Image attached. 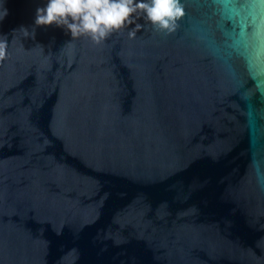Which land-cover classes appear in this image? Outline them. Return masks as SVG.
<instances>
[{
	"label": "water",
	"instance_id": "1",
	"mask_svg": "<svg viewBox=\"0 0 264 264\" xmlns=\"http://www.w3.org/2000/svg\"><path fill=\"white\" fill-rule=\"evenodd\" d=\"M47 2L0 0V264H264V0L100 44Z\"/></svg>",
	"mask_w": 264,
	"mask_h": 264
},
{
	"label": "clouds",
	"instance_id": "2",
	"mask_svg": "<svg viewBox=\"0 0 264 264\" xmlns=\"http://www.w3.org/2000/svg\"><path fill=\"white\" fill-rule=\"evenodd\" d=\"M139 12L154 28L169 33L186 15L181 0H48L45 7L36 9L34 23L38 27L55 25L66 29L72 39L87 36L100 44L112 33L133 24ZM7 15L8 9L0 3V22ZM129 35L134 37L135 30ZM7 46L5 36L0 39V61L7 56Z\"/></svg>",
	"mask_w": 264,
	"mask_h": 264
},
{
	"label": "snow or ice",
	"instance_id": "3",
	"mask_svg": "<svg viewBox=\"0 0 264 264\" xmlns=\"http://www.w3.org/2000/svg\"><path fill=\"white\" fill-rule=\"evenodd\" d=\"M220 2L226 4V5H231L236 2V0H220Z\"/></svg>",
	"mask_w": 264,
	"mask_h": 264
}]
</instances>
